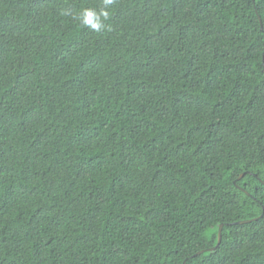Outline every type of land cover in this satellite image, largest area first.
I'll return each mask as SVG.
<instances>
[{"label": "trees", "instance_id": "trees-1", "mask_svg": "<svg viewBox=\"0 0 264 264\" xmlns=\"http://www.w3.org/2000/svg\"><path fill=\"white\" fill-rule=\"evenodd\" d=\"M100 3L0 0V264H264V0Z\"/></svg>", "mask_w": 264, "mask_h": 264}, {"label": "clouds", "instance_id": "clouds-1", "mask_svg": "<svg viewBox=\"0 0 264 264\" xmlns=\"http://www.w3.org/2000/svg\"><path fill=\"white\" fill-rule=\"evenodd\" d=\"M115 2L116 0H101L97 8L83 7L79 11L65 8L61 11V15L71 17L82 28L100 33L109 27L106 21L110 18V9Z\"/></svg>", "mask_w": 264, "mask_h": 264}, {"label": "water", "instance_id": "water-1", "mask_svg": "<svg viewBox=\"0 0 264 264\" xmlns=\"http://www.w3.org/2000/svg\"><path fill=\"white\" fill-rule=\"evenodd\" d=\"M257 16H258V14H257ZM258 18H259V17H258ZM240 177H241V175H240ZM243 190H244V189H243ZM244 191H245V190H244ZM245 192H246V191H245ZM249 221H251V220H242V221H239V222H237V223H240V222L244 223V222H249ZM221 228H222V225L220 224V225H219V228H218V233H217V242H216V245L213 246L212 248H209L210 250H211V249H215V248L219 245V243H220V241H221ZM201 251H203V250H201ZM201 251L195 253L194 255L200 253Z\"/></svg>", "mask_w": 264, "mask_h": 264}, {"label": "bare ground", "instance_id": "bare-ground-1", "mask_svg": "<svg viewBox=\"0 0 264 264\" xmlns=\"http://www.w3.org/2000/svg\"><path fill=\"white\" fill-rule=\"evenodd\" d=\"M236 183V182H235ZM240 186V185H239ZM248 189V188H247Z\"/></svg>", "mask_w": 264, "mask_h": 264}]
</instances>
